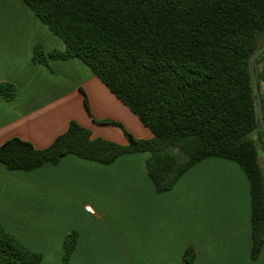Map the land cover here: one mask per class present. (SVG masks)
Here are the masks:
<instances>
[{"label":"crops","instance_id":"obj_1","mask_svg":"<svg viewBox=\"0 0 264 264\" xmlns=\"http://www.w3.org/2000/svg\"><path fill=\"white\" fill-rule=\"evenodd\" d=\"M37 45L65 51L23 0H0V84L16 87L14 100L0 95V145L21 138L46 149L72 121L93 140L128 145L125 131L154 137L80 59L35 63ZM149 158L127 154L103 165L66 155L31 172L0 164V223L45 264H62L73 232L70 264H264V246L252 258L251 186L238 163L205 159L158 193Z\"/></svg>","mask_w":264,"mask_h":264},{"label":"trees","instance_id":"obj_2","mask_svg":"<svg viewBox=\"0 0 264 264\" xmlns=\"http://www.w3.org/2000/svg\"><path fill=\"white\" fill-rule=\"evenodd\" d=\"M23 1L65 43L64 52L35 46L33 61L80 59L154 137L141 140L125 131L128 145L93 140L88 128L72 121L46 149L21 138L6 141L0 164L31 172L66 155L110 165L149 153L150 178L164 193L200 161H234L250 181L257 259L264 246V134L249 64L264 45V0ZM255 69L264 105V54ZM0 95L14 100L16 87L1 83ZM77 243L76 232L66 237L62 264H70ZM0 264L45 263L0 223Z\"/></svg>","mask_w":264,"mask_h":264},{"label":"water","instance_id":"obj_3","mask_svg":"<svg viewBox=\"0 0 264 264\" xmlns=\"http://www.w3.org/2000/svg\"><path fill=\"white\" fill-rule=\"evenodd\" d=\"M264 54V45L261 46L255 54L252 56L250 64H249V70L255 90V95H256V100H257V112H258V118L261 126V130L264 134V105L262 101V96H261V91L259 88L258 80H257V75H256V69H255V64L257 59Z\"/></svg>","mask_w":264,"mask_h":264},{"label":"rangeland","instance_id":"obj_4","mask_svg":"<svg viewBox=\"0 0 264 264\" xmlns=\"http://www.w3.org/2000/svg\"><path fill=\"white\" fill-rule=\"evenodd\" d=\"M50 57H48V59H49ZM261 161H262V165H263V167H264V149L262 148V150H261Z\"/></svg>","mask_w":264,"mask_h":264},{"label":"built area","instance_id":"obj_5","mask_svg":"<svg viewBox=\"0 0 264 264\" xmlns=\"http://www.w3.org/2000/svg\"><path fill=\"white\" fill-rule=\"evenodd\" d=\"M86 210L92 214H94L93 208L92 207H87Z\"/></svg>","mask_w":264,"mask_h":264}]
</instances>
